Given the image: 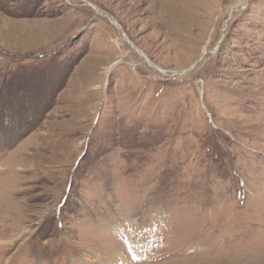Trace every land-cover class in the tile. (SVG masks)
I'll return each instance as SVG.
<instances>
[{
	"label": "rangeland",
	"instance_id": "rangeland-1",
	"mask_svg": "<svg viewBox=\"0 0 264 264\" xmlns=\"http://www.w3.org/2000/svg\"><path fill=\"white\" fill-rule=\"evenodd\" d=\"M0 264H264V0H0Z\"/></svg>",
	"mask_w": 264,
	"mask_h": 264
},
{
	"label": "snow or ice",
	"instance_id": "snow-or-ice-1",
	"mask_svg": "<svg viewBox=\"0 0 264 264\" xmlns=\"http://www.w3.org/2000/svg\"><path fill=\"white\" fill-rule=\"evenodd\" d=\"M137 257L136 256H132V259L135 260Z\"/></svg>",
	"mask_w": 264,
	"mask_h": 264
},
{
	"label": "bare ground",
	"instance_id": "bare-ground-1",
	"mask_svg": "<svg viewBox=\"0 0 264 264\" xmlns=\"http://www.w3.org/2000/svg\"><path fill=\"white\" fill-rule=\"evenodd\" d=\"M128 41V40H127ZM129 42V41H128ZM151 63V62H150ZM152 64V63H151ZM154 65V64H153ZM161 71V70H160Z\"/></svg>",
	"mask_w": 264,
	"mask_h": 264
}]
</instances>
